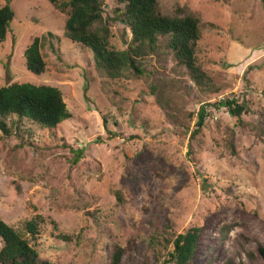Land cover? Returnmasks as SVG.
<instances>
[{"label": "rangeland", "instance_id": "374dc122", "mask_svg": "<svg viewBox=\"0 0 264 264\" xmlns=\"http://www.w3.org/2000/svg\"><path fill=\"white\" fill-rule=\"evenodd\" d=\"M6 3L14 19L0 45V88H57L71 118L54 130L5 119L0 219L50 264H108L114 243L124 249L121 264H165L153 238L164 244L192 227L200 233L188 264H264L262 3L158 0L162 14L181 7L200 19L196 58L210 80L202 88L162 43L141 74L113 79L65 37L66 16L47 0H0V7ZM115 8L106 1L104 17L109 44L121 51L130 32ZM34 38L46 64L41 75L23 57ZM230 98L247 108L240 124L222 104ZM200 107L204 125L190 138ZM35 217L42 222L33 240L24 224Z\"/></svg>", "mask_w": 264, "mask_h": 264}, {"label": "trees", "instance_id": "16d2710c", "mask_svg": "<svg viewBox=\"0 0 264 264\" xmlns=\"http://www.w3.org/2000/svg\"><path fill=\"white\" fill-rule=\"evenodd\" d=\"M47 1L66 16L65 37L72 43L89 49L96 67L104 70L109 77L119 78L125 71L135 76L141 74L143 62L158 53L162 43L174 60L175 66L184 69L196 87L202 88L210 84L208 76L198 65L196 58L201 39V21L188 9L175 7L170 14H162L158 8V0H110L116 4L115 18L130 32L126 49L116 51L109 44L108 18L104 17V8L108 0H62L60 5H57L58 0ZM259 1L264 7V0ZM13 19L14 12L9 3L0 7V45L5 41ZM40 46V40L34 38L24 50L26 69L34 75H41L46 69ZM161 53L165 55V52ZM155 90L153 87V95ZM222 104L231 117L240 124L242 114L247 112L245 104L234 98L225 99ZM212 106L218 107L216 103ZM7 118H16L18 121L25 119L45 129L54 130L62 122L69 120L71 115L57 88L20 83L0 88V132L5 137L11 134V128H8L5 122ZM204 119L205 109L200 107L190 138L199 133L204 125ZM262 134L264 136V130ZM75 156L79 158L80 155L76 153ZM117 199L119 202L122 201L120 194L117 195ZM41 222L39 217L26 222L25 234L36 240ZM199 233V228L192 227L170 240L165 239L164 244L153 238L152 245L157 260L165 264H188L194 254ZM63 239L67 241L68 238ZM163 251H166V260L161 261ZM260 251L264 257V250ZM123 255L124 249L114 243L108 264H121ZM0 264L50 263L39 258L37 251L24 235L0 219ZM223 264L236 263L228 259Z\"/></svg>", "mask_w": 264, "mask_h": 264}]
</instances>
